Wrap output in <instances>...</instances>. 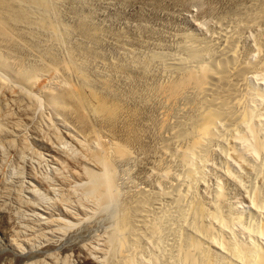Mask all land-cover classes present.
I'll list each match as a JSON object with an SVG mask.
<instances>
[{
    "label": "bare ground",
    "instance_id": "bare-ground-1",
    "mask_svg": "<svg viewBox=\"0 0 264 264\" xmlns=\"http://www.w3.org/2000/svg\"><path fill=\"white\" fill-rule=\"evenodd\" d=\"M240 2L216 15L209 34L176 35L173 52L159 46L137 58L126 55L131 47L124 62L105 64L93 44H70L72 32L87 42L99 31L82 17L66 25L60 0H0V160L9 150L25 163L32 133L48 145L52 171L33 177L31 201L23 200L30 225L13 231L11 253L44 248L45 257L29 264H264V0ZM120 75L128 87H118ZM150 105L157 144L146 152V181L121 198L112 159L131 154L143 129L141 109ZM38 107L46 112L45 131L33 119ZM208 169L216 177L210 188ZM242 173L254 179L249 187ZM36 183L51 200L37 196ZM228 184L240 188L243 202L228 199ZM111 208L102 234L58 257L73 227Z\"/></svg>",
    "mask_w": 264,
    "mask_h": 264
},
{
    "label": "rangeland",
    "instance_id": "rangeland-1",
    "mask_svg": "<svg viewBox=\"0 0 264 264\" xmlns=\"http://www.w3.org/2000/svg\"><path fill=\"white\" fill-rule=\"evenodd\" d=\"M64 1L60 0L61 5L59 4V13H60V16H62L61 21H63L66 25L73 27V26H76L79 21L86 19L88 22L91 23L92 26L93 25H94V27L97 26L96 29H98V31H99L95 37L96 41H95V39H92V40L87 39V42H86V39L81 37L78 32H74V34L72 32L71 33L72 35L69 36L70 44L72 45L75 43L72 46L81 44V45H83V47L86 46L87 48H90L91 45L93 44L96 47H94L92 45V47H94V48H90V49L92 51L94 50L93 52H95V55L99 54V56L97 55L99 57V59L102 60V58H103V60H102L103 63L105 62V60H107L105 62V64L106 63L107 64H109V63L110 64H113V63L118 64V63H120V61L124 62V60L126 59V55L128 53L133 54L134 51H135V53L133 55L136 56L137 58H141V57L143 58L145 53L147 55H149L150 53L153 52V50L155 51L158 48L160 49V47H161L160 50H162V51L166 50L169 52L171 50L173 52V50H175V48H176L175 44H176V41H177L179 35H182L186 32L188 33L190 31L196 32L197 35L199 33L200 36L206 35L205 33H207L208 31H209L208 32V34H209L211 29L214 26V23H216L214 21L218 20L216 17L217 14H218L217 15L218 18H220V16L223 15V13L221 15V12H224V13L227 12L226 11L228 9L227 7H232V5H234V3H237L240 1H241L240 3L244 2V0H238V1L232 0L233 2L231 0H229L230 2L227 0H64ZM227 3L228 4L230 3V5H227ZM60 9H62L61 12H60ZM80 18H81V20H79ZM197 24H199V25H197ZM101 30H103V32ZM98 35H100L101 38H99ZM176 35H178V36L176 37ZM79 36H80V38H79ZM97 36H98L100 42L97 41L98 40ZM79 40L82 41L83 44L79 43L80 42ZM88 41L91 44H88ZM84 43H85V45H84ZM122 45H124L123 47H127L128 49L125 48V50L122 51V49H124L122 47ZM145 46H147V47H145ZM121 47H122V49H121ZM131 47H132V50H131L132 52H130V50H129V49H131ZM162 47H164V48L167 47V48L163 49ZM168 47H169V49H168ZM127 50H129V51L126 53ZM141 50L144 51L143 52L144 54L142 53ZM150 50H151V52H150ZM118 52H119L120 56H119V54L117 55ZM124 53H126V55ZM100 55H103V56H100ZM121 55L122 56L125 55V57L123 58ZM140 55H142V56H140ZM106 57H108V58H106ZM116 57H118V58H116ZM114 58H116L117 61H114L113 60ZM120 58H122L124 60H122V59L120 60ZM108 60L109 61L112 60V62H108ZM93 63L91 64L92 65L91 67L93 69L95 68L97 71H101L100 66L95 61ZM116 77H118V76H116ZM121 77H122V75H120L116 79L117 84H119L121 82L119 84L121 86L118 85V87L121 89L124 87H128V86H126V84L123 83V78H121ZM119 78H121L122 80L120 79V81H119ZM31 101H30V104L32 106H34V102L32 101V103H31ZM135 103L136 102H133V100H131L129 102V104H131V105H136ZM142 109H141L142 112L140 113V120L141 121L139 122L138 125L142 126L141 128H143V129L140 128L141 129L140 139L143 138L144 136L145 137L141 140L139 139V142L137 143L138 145L137 144L130 145L131 146L130 149H129L130 146L128 147V150H130V151L133 150V151H131L132 155L129 154L130 152L127 151L126 156L119 158V160H118V158H117V160H115L116 158L112 159V154H110V159H112L113 163H115L114 169L116 170V172H115L116 173V177H115L116 186L119 189L118 192L120 193L121 198L123 196L127 195L128 193L132 192V191L139 190L140 188H142V186H144L145 181H146L145 177H147V175H145V173H147L149 163H150V161H149L150 156L153 153L150 150L155 151L154 148H156V144H157L156 133L154 132V129H152L153 128V126H152L153 122L152 121H154V119L151 118L152 121L149 120L150 117L156 116V112H155V110H153L154 108H153V106L151 107V105L147 106V108H142ZM144 109L146 111H144ZM43 111H44L43 108H39V107L35 108L33 111V114H34L33 119L35 121L38 120L39 123L42 122L44 115H46V112L45 111L43 112ZM147 112L148 113L150 112L151 114H148ZM146 114H147V116H146ZM143 115L145 118L143 117ZM40 119L42 121H40ZM147 119L149 120V122ZM149 123H151V124H149ZM42 124L43 125H41V129H42V127H44L42 130L45 131L46 126L43 122H42ZM143 125H145V126H143ZM146 125H148V127L151 125V127L148 128ZM147 129H149V130H147ZM147 131H152V133L149 132V134H148ZM144 132L145 133L147 132V133L144 134ZM30 134H32V133H28V136H27L28 141H30V144H29V148H30L29 150L30 151H29V154L28 153L26 154L27 159H26L25 163H20L18 158L16 157V154L9 151V150L6 151L7 154L5 153V156H3L2 160H0V188L2 186H3V188L4 187L8 188V189H6L8 191H6L5 188L4 189L2 188L3 191H5L4 193L0 189V194L2 196L5 194V196H3V197L1 196L2 198L0 197V204H2V203L5 204V205L2 204V207L5 208L4 206H6V208H7V209L6 208L3 209L4 215H2V213H0V264H29V263L35 262L36 260H41L45 257V253H44L45 249L44 248H36V249L31 250V251L27 250L23 255L16 256L13 253H11V249H10L8 242H7L10 239H16L13 231L18 232L19 230H21V226L22 225L25 226L24 222H27L30 225L29 221L32 217L31 216L32 213L29 210H27L29 208L28 207L26 208V204H27V200H29L28 204L31 201L27 190L30 189L31 184L35 183L33 177H35V175L36 176H43V175L44 176L45 175L50 176L51 172H52L50 169L51 164H50V160H49V158H50L49 157L50 156L49 150L46 149V147L48 145H45L46 144V143H44L45 141L44 140L41 141V139L38 138L37 135H35V134L30 135ZM147 134L150 136H148ZM145 138H147V139L145 140ZM115 139L117 140V142ZM115 139L110 140V141H108V139L104 140V143L107 145H111V141H114L116 143L120 142V139L119 140H118V138H115ZM142 140H143V142H142ZM145 141L147 144L145 143ZM138 146H140V147H138ZM132 147L135 149H132ZM68 148H71V146H68ZM136 148L140 152L137 151ZM140 148H142V149L140 150ZM148 148H150V149H148ZM143 150H144V154H146L145 156L141 155ZM137 152H139V153H137ZM146 152L151 154V155L147 154ZM47 155H49V156H47ZM128 155H130V156H128ZM147 155H149V156H147ZM145 158H146V160L147 159H149V160H147L145 162V160H144ZM0 159H1V157H0ZM217 160H218V162H217ZM212 161H213L212 162L213 165H218V163H219V159L216 157H213ZM28 165L29 166L31 165L30 167L32 168L31 170H32L34 175L29 173V171H28L29 166ZM145 169H146V171H145ZM207 171H208L207 172L208 178L210 179V180L208 179L209 181L207 180V186L210 188L214 178H216V177H215V173L213 170L210 171V169H208ZM210 172H211V176H210ZM212 174H214V175H212ZM18 175H19V177H18ZM29 175H30V177H29ZM248 175L249 174H247V176H246V173H242L241 177H243V178L240 181H242L241 182L242 185L244 184L243 187H249L248 186V185H250L249 183H252L254 181L253 178H250L251 175H249V176ZM212 176H214V177H212ZM244 176H246V177L244 178ZM246 178H247V181H245ZM249 178L252 179L253 181L250 180L251 181L250 182L248 180ZM141 180H142V182H141ZM32 182H34V183H32ZM3 184L6 186H4ZM36 185L38 186L37 183H36ZM231 185L232 184L225 185L226 191H227V188L229 187L227 195H229V197L231 196V198L228 197V199L230 201L233 199L232 201L235 200L238 203L243 202V201H240L242 199V196L240 195L241 193H239V192H241L240 188L238 190V187H236L235 185H232V186ZM11 187H12V189L10 190ZM207 188L205 189V191L208 192L209 188H208V190H207ZM37 190H38L37 196H40L44 200L45 199H49V200L52 199V197L51 196L49 197L48 193L44 189L40 188L39 186H38ZM13 192L15 195L11 194ZM19 192L21 193V195L18 194ZM10 195H12V196H10ZM8 196H9V198H8ZM17 196L18 197L21 196V197L17 198ZM4 197H6L7 199H4ZM19 199H21L22 201H19ZM23 200L25 201L26 204L24 203ZM16 201H18V202H16ZM239 208H240L239 211L241 213H243V212L245 213V214L243 213V217L247 218L248 217L247 216L248 209L246 211V208L242 207V205H240V204H239ZM114 211H115V208H111L108 212L107 211H105V212L99 211L102 213L96 212L95 214L90 216L91 217L90 219L89 218L86 219L84 221L85 222L84 224L81 223V225L79 224V226L77 225V226L73 227L71 229V235L72 236L69 235L71 238L69 236H68L69 238H66V239L63 238V240H61L60 243L58 244L57 251L55 250V252H57L56 254L57 255L59 254L58 257H61L63 255L64 249H65V251H67V248H68V250H69V248L71 250L75 245H77L79 243H80L79 245L87 243V242L89 243L90 240H93V237L95 238V236L102 234L108 228V226L111 225L110 223H112L113 218H114V214H113ZM27 214L29 216H27ZM29 217H30V219H29ZM7 218H9L11 220L14 219L12 222L10 220L11 227L8 224ZM16 220H17L18 224H17V222L15 223ZM87 220H88V222H87ZM21 223H23V224H21ZM27 223H26V225H27ZM19 224H20V229H19ZM14 225H15V227H14ZM84 241H86V242H84ZM58 247H59V249H58ZM58 251H59V253H58ZM76 262L78 264H83L80 261H74L72 264H77Z\"/></svg>",
    "mask_w": 264,
    "mask_h": 264
}]
</instances>
